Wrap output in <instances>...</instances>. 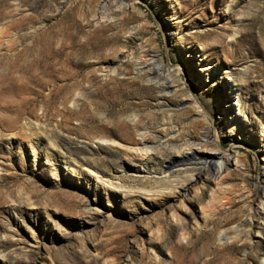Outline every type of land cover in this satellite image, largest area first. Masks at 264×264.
Instances as JSON below:
<instances>
[{
    "label": "rangeland",
    "instance_id": "obj_1",
    "mask_svg": "<svg viewBox=\"0 0 264 264\" xmlns=\"http://www.w3.org/2000/svg\"><path fill=\"white\" fill-rule=\"evenodd\" d=\"M152 1L0 0V264H264V217L250 210L252 196L264 195V0ZM181 38L198 48L199 64L231 73L242 122L220 130L216 98L195 91L184 70L168 75L169 67L185 68ZM116 55L123 60L112 66ZM141 57L147 65L138 67ZM176 78L197 96L205 118L190 106L176 113L175 122L186 125L175 146L199 143L208 128L213 173L228 154L244 161L198 231L189 212L178 226L170 206L150 208L199 165L171 164L173 146L147 160L103 141L130 145L127 130L138 140L134 116L154 136L164 118L158 84ZM176 102L167 95L164 106ZM64 161L97 171L103 184ZM134 167L152 175L137 176ZM161 170L172 171L169 182L160 181ZM112 176L119 188L106 185ZM201 197L192 204L198 214L209 201Z\"/></svg>",
    "mask_w": 264,
    "mask_h": 264
},
{
    "label": "bare ground",
    "instance_id": "obj_2",
    "mask_svg": "<svg viewBox=\"0 0 264 264\" xmlns=\"http://www.w3.org/2000/svg\"><path fill=\"white\" fill-rule=\"evenodd\" d=\"M158 2L159 0H153L151 3L152 5L157 6L159 4ZM166 11L169 12L167 14H170V20L173 22L174 7L172 6L171 3L168 4ZM170 39H173V35L170 37ZM184 39L182 38L179 39L177 43L181 44V46H183L184 48L180 55L185 60L184 61L185 68L183 67V65H181L180 66L181 68L179 67V70L175 71L174 69L171 70L169 67L171 71L168 69V75L174 78L181 77V70H184L187 77L188 76L191 77V80L193 82L192 86L195 91H199L201 94L204 95V97L212 94L213 97L216 98L217 103H218V108H217L218 118H217L216 127H218L220 130L225 129L226 127H231L236 121L242 122L240 121L242 120V116H240L239 113L236 114V109L238 110V105L234 102L235 101L234 99L236 96V91L234 88L235 85L228 81V79L230 80L231 78V73L225 70H221L217 66H211L210 64L206 66L199 64L200 61H202V59L201 60L199 59L200 55H199V52H197L198 48H196L195 46H192L191 44L186 42V40ZM124 50L125 49H123V51ZM205 50H206L205 46H203L201 51L205 52ZM123 51L119 52L121 53V55H123V58L132 57L131 52H128V51L123 52ZM114 58L115 59L111 61L112 66H115L118 63L121 64L123 60L122 57H119L116 55V57ZM138 61H140L139 64H136V66L138 67L147 65V61L144 62L145 60L143 61V57L138 59ZM148 66L147 68L150 69ZM176 79L177 81L174 80L173 82L171 81L168 82V80L167 81L164 80L162 84H158L161 91L159 92L158 97H156L157 107L160 108L159 111L164 115V118L162 119L161 122H159L156 125L157 126L156 133L154 132L155 134L154 136H152L153 134L149 133V129L148 131L145 129L144 130L140 129L141 128L140 121L136 116H134L132 117V119L130 118L131 120L129 118L128 119L130 123H132L131 125H133V127L136 130V136L139 138L138 140L133 139L132 136L128 133L129 131L127 130V133L125 132L126 134H124V138H125V141L131 143L130 145H124L123 143L121 144L111 139L110 140L104 139L103 141L107 143L109 148L122 147L123 150H126V152L134 153L136 154V156L140 158L141 157L146 158L147 160H150L153 157V155H154L153 158L156 157L157 160L160 159L162 157V153L164 149L166 147L173 146L172 149H173V152L175 151V153L170 154L169 161L171 162V164H176V167L178 168L185 167V166L187 168L186 162L194 161L195 164L199 165L201 168L197 170L196 173L194 174L191 173L190 175H187V177L183 178L182 181H180L177 184L178 187L176 185L174 186L172 185L170 195L168 198L164 199L165 201L163 204L150 208L151 211H155L158 209L162 210L166 206H170L171 207V210H170L171 222L178 226L183 225V220L185 218L184 213L189 212L191 214L192 226L196 231H198L200 228L204 227L207 224L208 219L213 216L214 213H213L212 208L215 206L214 205L215 201L218 200L217 202L222 203L223 202L222 200L225 199L226 190H224V186L227 183L228 176H231V174L234 171L241 172L244 167V161L236 152L233 153L232 156L228 154L227 156H225V159H223V161L217 163V171L216 173H213L208 164V162L211 161V156L209 154H212V152H214V150L210 149L208 145L209 143L208 128H206L203 135H201L202 136L201 138L203 139L202 141L201 139H199L200 140L199 143L189 146L190 144L188 145V141H185L183 145L181 144L182 146L180 147H178V145L175 146L176 141L182 138L181 137L182 132L180 130V125H182V123L184 122V121L180 123L175 122L174 116L176 115V113L177 114L179 112L183 113V111L188 109V106H190L193 109H195V111L200 115V117L205 118L203 111H201L202 106L200 102L198 101L197 96H195L193 93L189 95L188 92H185V88H183L184 83L181 84L179 83L180 81H178L181 78L179 79L176 78ZM224 91H226L225 92L226 96L223 94ZM167 95H171L177 101L176 105L174 104L175 106H172L171 109H168L164 106ZM22 105L23 103L19 105L20 108L18 107L19 110L21 111H22L21 108H23ZM185 122L184 124L186 125ZM237 129L239 130L238 127ZM229 133L230 135H235V132L234 131L232 132V130H229ZM240 139H241L240 137L235 138V139L233 138V140L231 141L233 142L234 145L241 144ZM39 142L40 141L36 143L37 146L40 144ZM48 146L50 147L49 149L55 148V146L52 145L51 143L50 145L48 144ZM18 149H21L20 145H18ZM29 149L31 153L34 154L33 153L34 145L31 144ZM45 153H46V160H49L50 158H52V155H50L49 151L45 150ZM262 156H263L262 166H263V172H264V155ZM33 158L35 160V157ZM63 164L66 166L71 165V167L73 168L72 169L73 172L75 173L81 172V174H84L85 177H89L90 180H93L96 185L103 184V181L101 180L102 177H100V174L97 171L90 170L87 172H82L80 171L81 167L79 168L75 166L74 163L70 161H64ZM122 168L124 171H127L126 167L122 166ZM131 172L143 178H145V176L152 175V172L148 171L147 167H143V168L134 167ZM171 173L172 171L161 170V173H160L161 180L160 181H168ZM114 177L115 176L109 177L110 179H107L108 183L105 182L104 184L107 183L106 185L109 187L119 188V185H115L112 181ZM202 195H204V197H208L209 201L207 205L201 206L200 212L198 214L194 211L192 204L193 202L200 203ZM242 196H244V194H242ZM250 196L251 195H247L244 197L249 199ZM252 198L253 200L250 204L251 205L250 210H254L260 216L264 217V205H263L264 195L262 197L255 195V196H252ZM227 202H229V200ZM142 205L144 206V203H142ZM156 232L160 234V235L158 234V238L163 239L164 233L161 231V229L157 230ZM187 236H189V233L187 231H184L180 237L182 239H187L188 238ZM151 240H152V237L150 236V242L153 241ZM152 254H153L152 255L153 260L157 261L158 259H157L156 253L153 252ZM170 262L168 264L172 263Z\"/></svg>",
    "mask_w": 264,
    "mask_h": 264
}]
</instances>
